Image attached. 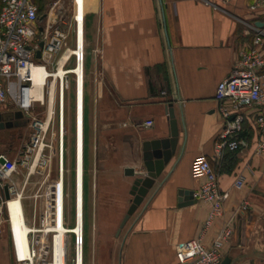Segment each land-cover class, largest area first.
<instances>
[{
    "label": "crops",
    "instance_id": "crops-1",
    "mask_svg": "<svg viewBox=\"0 0 264 264\" xmlns=\"http://www.w3.org/2000/svg\"><path fill=\"white\" fill-rule=\"evenodd\" d=\"M254 3L85 0L90 62L85 144L91 178L86 204L92 222L84 264H175L180 243L202 236L209 245L230 219L233 234L224 258L229 264H264V153L255 152L260 136L255 116L261 107L246 108L241 136L247 146L221 150L224 120L215 98L217 84L230 74L240 50L252 45V27L264 28V10ZM169 108L179 128L176 151L121 228L133 198L134 177L125 169H142L145 139L169 135ZM0 115L20 125L9 109ZM147 119L154 124L145 127ZM203 159L217 173L220 189L229 192L223 214L207 229L211 204L195 195L203 182L198 169ZM180 190H193L196 201L181 206ZM244 201L249 206L236 213ZM8 211L20 225L21 200L12 198ZM21 223L28 238L25 218ZM18 259V246L1 236L0 264H19Z\"/></svg>",
    "mask_w": 264,
    "mask_h": 264
},
{
    "label": "built area",
    "instance_id": "built-area-1",
    "mask_svg": "<svg viewBox=\"0 0 264 264\" xmlns=\"http://www.w3.org/2000/svg\"><path fill=\"white\" fill-rule=\"evenodd\" d=\"M67 1L68 10L61 14L63 11L58 8L53 15V8L42 23L39 5L34 0H0V107L8 108L13 116L21 112L20 125L30 130L29 138L16 155L0 151V213L3 208L6 213L5 219H0V237L4 222L13 230L8 211L12 197L21 200L28 226L26 244L17 240L19 264H54L57 254L64 259V264H84L85 0ZM253 6L264 10V0H256ZM252 29V45L240 50L230 74L216 87L215 98L224 120L217 147L238 151L247 146V140L241 136L246 108L260 106L255 116L260 131L255 152L263 154L264 28L253 26ZM38 87L41 88L40 96L36 94ZM70 111H73L74 138L72 196L69 199ZM153 124L152 119L143 123L145 127ZM198 169L203 182L195 195L211 204L204 226L207 229L223 214L229 192L220 189L218 175L208 159L201 160ZM34 176H38V181H32ZM30 184H37V189L27 194ZM6 185L9 198L5 196ZM28 200H31L30 216L26 210ZM248 206L247 201L242 202L236 213ZM232 234L233 219H230L209 245L203 242L202 236L180 243L175 264H221L223 248Z\"/></svg>",
    "mask_w": 264,
    "mask_h": 264
},
{
    "label": "water",
    "instance_id": "water-1",
    "mask_svg": "<svg viewBox=\"0 0 264 264\" xmlns=\"http://www.w3.org/2000/svg\"><path fill=\"white\" fill-rule=\"evenodd\" d=\"M42 46L43 43L41 42ZM40 56V51L37 53ZM170 115V132L166 137L160 138H147L142 143V169L138 170L134 167H127L125 172L127 175L133 176L134 180L131 186L130 194L133 196L131 204L120 224V227H124L128 219L134 214L138 206L143 202L147 196L150 187L154 184L155 180L162 174L165 166L171 160L173 154L176 151L179 128L178 122L175 118V114L172 108L168 109ZM22 117L21 112L15 113V118ZM11 127L13 123L11 121L4 122L0 115V127ZM5 196L10 197L8 185L5 186ZM179 194L185 196L184 202L180 199V205L192 204L196 201L193 190H180ZM230 258L223 259L221 264H229Z\"/></svg>",
    "mask_w": 264,
    "mask_h": 264
},
{
    "label": "rangeland",
    "instance_id": "rangeland-1",
    "mask_svg": "<svg viewBox=\"0 0 264 264\" xmlns=\"http://www.w3.org/2000/svg\"><path fill=\"white\" fill-rule=\"evenodd\" d=\"M40 8V17H41V22L43 23L46 18L48 17V14L51 12V9L54 8L53 10V15L56 14V10L62 9L64 13L65 10H68L69 2L67 0H34ZM53 18V17H52ZM90 62L88 59V65L89 66ZM72 92V94H71ZM70 96L71 99L73 100V88L71 89ZM70 99H69V104H70ZM71 106V104H70ZM72 107V106H71ZM0 110H6L8 111V108L6 107H0ZM69 116V142H70V156H69V167H70V177L68 179L70 185L68 187V192H69V199L72 196V177H73V138H74V130H73V111L68 113ZM84 124V123H83ZM84 126V125H83ZM30 130L26 125H18V126H13L8 128L7 126H4L3 128L0 127V151H6L9 152L11 156H14L18 153V151L21 149V146L25 143V141L29 138ZM88 142H87V158H86V168H87V177H86V201L87 199V194H88V186L89 182L91 183V178L88 175V168L90 165V160L88 158ZM33 182L38 181V176H34L31 178ZM37 189V184H30L26 188V193L30 194L35 192ZM31 200H28L26 202L27 207V214L30 216L31 214ZM6 213L5 209L3 208V212L0 213V219H5ZM91 219L88 214V204H86V217H85V232L86 235L89 232V228L91 225ZM2 237L8 240L9 244L10 241H12V245L14 246L17 245V238L13 230H11L9 224L7 222H4L2 224ZM87 237V236H86ZM11 239V240H10ZM87 251V248H86Z\"/></svg>",
    "mask_w": 264,
    "mask_h": 264
},
{
    "label": "bare ground",
    "instance_id": "bare-ground-1",
    "mask_svg": "<svg viewBox=\"0 0 264 264\" xmlns=\"http://www.w3.org/2000/svg\"><path fill=\"white\" fill-rule=\"evenodd\" d=\"M35 74H36V72H35ZM40 93H41V88L38 87V88L36 89V94L40 96ZM51 102H52V101H51ZM12 198H17V197H12ZM12 198L9 199V203H10V200H11ZM19 200H20V199L17 198V201H19ZM9 203H8V207H9ZM9 216H10V221H11V223H12V225H13V230H15V231L17 232V234H18V240H19V242H20V243H24V244H26V240H27V233H26V231H27V230H26V228H25V225H24L23 223H21L22 220H23V222H24V218H25L24 214H23L22 219L20 218V225H18V224H16V223L13 222L10 213H9ZM19 217H20V216H19ZM56 257H57V261H56L54 264H63V261H62L63 258L61 259L59 254H58ZM56 257H55V258H56Z\"/></svg>",
    "mask_w": 264,
    "mask_h": 264
}]
</instances>
